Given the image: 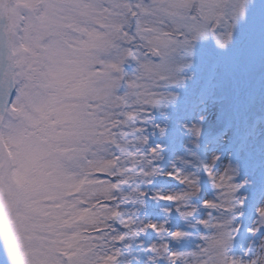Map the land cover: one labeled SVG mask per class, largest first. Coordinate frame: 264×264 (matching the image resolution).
<instances>
[{"label": "snow or ice", "instance_id": "6c2138e0", "mask_svg": "<svg viewBox=\"0 0 264 264\" xmlns=\"http://www.w3.org/2000/svg\"><path fill=\"white\" fill-rule=\"evenodd\" d=\"M0 264H264V0H0Z\"/></svg>", "mask_w": 264, "mask_h": 264}]
</instances>
